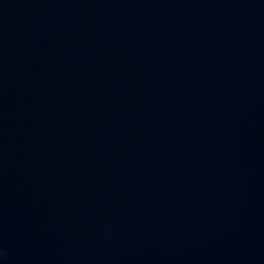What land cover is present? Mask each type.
<instances>
[{"label": "water", "instance_id": "water-1", "mask_svg": "<svg viewBox=\"0 0 264 264\" xmlns=\"http://www.w3.org/2000/svg\"><path fill=\"white\" fill-rule=\"evenodd\" d=\"M0 264H264V0H0Z\"/></svg>", "mask_w": 264, "mask_h": 264}]
</instances>
